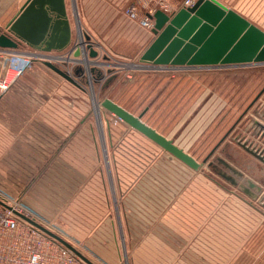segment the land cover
I'll use <instances>...</instances> for the list:
<instances>
[{
    "label": "rangeland",
    "instance_id": "obj_1",
    "mask_svg": "<svg viewBox=\"0 0 264 264\" xmlns=\"http://www.w3.org/2000/svg\"><path fill=\"white\" fill-rule=\"evenodd\" d=\"M163 1L168 6L166 14L172 17L183 0ZM219 1L264 32V0ZM139 2V14L149 10L148 3ZM151 2L155 4L156 0ZM67 5L72 27L75 6L81 33L90 37L97 59L89 58L87 64L52 62L68 73L75 84L38 60L32 62L27 72L14 79L21 82L15 93L34 103L25 106L36 107L41 123L49 124L65 135L49 136L56 150L38 153L40 167L31 166L32 152L18 153L16 149L12 150L14 145L9 146L11 151L2 153L0 201L17 206L30 219L69 242L58 233L62 218L55 214L62 212L63 196L70 192L69 189L65 191L71 171L67 161H95L98 157L104 162L106 176L105 164L109 162L111 172L114 160L117 163L115 172L125 177V183L129 176L144 174L198 175L209 177L217 186L239 196V184L247 185L246 182L251 181L259 189L249 188L254 195L249 203L255 208L261 207L260 203L264 204V193L261 192L264 190V163L241 144L264 154V64L128 68L126 66L130 64H139V57L151 43L141 51L143 45L139 43L144 38L145 29L138 27L133 20L131 22L125 15V7L113 9L115 16L111 24V21L104 23L96 19L97 11L112 16L111 9H83L79 0H67ZM160 6L158 2L156 10ZM72 29L68 48L78 39ZM78 59L82 60L81 57ZM76 69H80L79 76L75 75ZM14 81L0 96L11 88ZM105 100L114 102L135 117L141 115L142 122L189 155L197 163V169L178 160L114 116L103 107ZM107 128L113 131L110 140ZM17 156H23L24 160H17ZM146 160L150 162L144 164ZM221 173L236 179L237 184L225 180ZM258 197L260 202L255 200ZM231 202L235 207L240 201L234 197ZM77 251L82 254L80 249Z\"/></svg>",
    "mask_w": 264,
    "mask_h": 264
},
{
    "label": "crops",
    "instance_id": "obj_2",
    "mask_svg": "<svg viewBox=\"0 0 264 264\" xmlns=\"http://www.w3.org/2000/svg\"><path fill=\"white\" fill-rule=\"evenodd\" d=\"M25 1L0 0V29ZM79 1L83 9H111L112 16L97 11L96 19L112 24L113 9L126 8L133 0ZM142 1L143 5L148 3L149 9L157 8L151 0ZM65 4L72 26L67 0ZM151 30H143L141 51L155 37ZM33 50L37 51L22 44L16 54ZM68 50L53 51L50 55L67 56ZM6 56L7 53H0V77L4 74ZM20 84L15 80L0 96V167L4 160L2 153L11 151V145L18 153L32 152L31 166L40 167L38 153L56 150L49 136L65 135L41 123L36 107L25 106L34 103L15 93ZM106 130L110 140L113 131ZM16 159L24 160L23 156ZM67 162L71 171L65 191L70 192L63 196L62 212L55 213L62 218L57 231L92 264H264V204L253 207L249 203L251 197L242 190V196H236L209 177L198 175L144 174L129 176L125 183V177L115 172L114 160L111 172L109 162L105 164L107 176L104 162L98 157L95 161L69 159ZM234 197L240 202L232 207ZM255 200L260 202L261 198Z\"/></svg>",
    "mask_w": 264,
    "mask_h": 264
},
{
    "label": "water",
    "instance_id": "obj_3",
    "mask_svg": "<svg viewBox=\"0 0 264 264\" xmlns=\"http://www.w3.org/2000/svg\"><path fill=\"white\" fill-rule=\"evenodd\" d=\"M74 25L68 18L65 0H26L3 29H0V52L14 54L24 44L43 53L63 51L72 41V28L78 39L72 43L67 56L57 55L61 62H83L96 59L97 52L90 43V37L81 33L79 19L73 5ZM154 39L139 57V64L126 67L142 69L214 68L264 64V32L245 18L227 8L217 0H196L192 6L179 9L172 17L160 10L154 13ZM71 54V57L69 56ZM73 57V58H72ZM79 57L82 58L78 61ZM45 58V57H44ZM106 60V57H104ZM94 64V61H90ZM44 65L65 80L73 83L71 76L55 66L49 58ZM94 69H90L92 72ZM80 69L75 70L79 76ZM114 116L137 130L169 154L193 169L197 163L183 150L110 100L102 103ZM264 128V127H262ZM241 146L264 163V154ZM233 185L237 180L220 174ZM236 175L240 173L236 172ZM239 188L251 198L259 187L251 181ZM0 204L5 206L1 201ZM16 216L55 239L86 264H92L84 255L58 234L43 227L33 219L14 212Z\"/></svg>",
    "mask_w": 264,
    "mask_h": 264
},
{
    "label": "built area",
    "instance_id": "obj_4",
    "mask_svg": "<svg viewBox=\"0 0 264 264\" xmlns=\"http://www.w3.org/2000/svg\"><path fill=\"white\" fill-rule=\"evenodd\" d=\"M139 1L130 2L125 8V15L139 26L151 30L154 27L153 16L156 9L150 8L139 14ZM158 2L161 5L158 10L168 13V6L164 1L156 0L155 4ZM194 2L195 0H183L176 12L192 6ZM50 54L51 52L43 53L39 50L7 54L3 60L4 74L0 77V93L6 91L16 77L27 72L34 60L43 62L49 58L51 62H58L55 56ZM69 56L71 57V54ZM1 202L5 206L0 204V264H86L55 239L16 216L14 212L26 216L17 206H8Z\"/></svg>",
    "mask_w": 264,
    "mask_h": 264
},
{
    "label": "bare ground",
    "instance_id": "obj_5",
    "mask_svg": "<svg viewBox=\"0 0 264 264\" xmlns=\"http://www.w3.org/2000/svg\"><path fill=\"white\" fill-rule=\"evenodd\" d=\"M95 103V102H94ZM96 105V104H95ZM94 105V110L96 109V106ZM97 110V109H96ZM96 112V111H95Z\"/></svg>",
    "mask_w": 264,
    "mask_h": 264
},
{
    "label": "trees",
    "instance_id": "obj_6",
    "mask_svg": "<svg viewBox=\"0 0 264 264\" xmlns=\"http://www.w3.org/2000/svg\"><path fill=\"white\" fill-rule=\"evenodd\" d=\"M97 75L99 76V73L97 72Z\"/></svg>",
    "mask_w": 264,
    "mask_h": 264
}]
</instances>
